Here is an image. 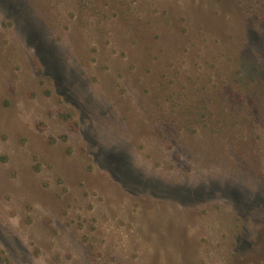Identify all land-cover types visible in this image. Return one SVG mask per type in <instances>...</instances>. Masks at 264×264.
<instances>
[{
	"label": "rangeland",
	"instance_id": "rangeland-1",
	"mask_svg": "<svg viewBox=\"0 0 264 264\" xmlns=\"http://www.w3.org/2000/svg\"><path fill=\"white\" fill-rule=\"evenodd\" d=\"M0 264H264V0H0Z\"/></svg>",
	"mask_w": 264,
	"mask_h": 264
}]
</instances>
